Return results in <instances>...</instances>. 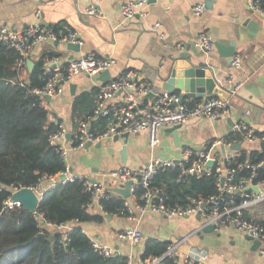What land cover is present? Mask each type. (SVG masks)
<instances>
[{
	"label": "built area",
	"instance_id": "1",
	"mask_svg": "<svg viewBox=\"0 0 264 264\" xmlns=\"http://www.w3.org/2000/svg\"><path fill=\"white\" fill-rule=\"evenodd\" d=\"M250 5L264 14V6L255 0H249ZM148 0H129L122 4L121 14L125 19L136 15H143ZM193 13L200 16L206 10L205 3L193 6ZM89 13H95L94 6L88 7ZM40 16V11L36 12ZM156 24L154 28H158ZM0 42L6 43L18 53L16 68L21 84L28 82L29 65L31 59L35 65L41 64L43 86H33L27 93L39 100V106L51 112V100L63 94L70 83L80 75L96 77L114 64L115 59L102 57L94 52H88L78 57L64 58L62 55H44L34 58L32 53L39 46L46 43H80L77 31L68 25L55 29L52 25L34 23L24 30H13L9 26L0 24ZM197 44L207 49L214 47V40L206 32L200 34ZM234 66H241V57L235 56ZM243 84L232 75L222 86L234 96L237 89ZM98 94L93 114L75 115L74 127L69 130L64 123H60L57 130L49 136V142L65 160V169L58 174L44 177L35 186H10L12 195L4 201V208L15 209L23 207V203L14 199V194L22 188H31L41 200L44 192L56 184L81 181L90 193L87 207L96 211L99 206L104 215H119L125 213L130 220L138 219L137 212L153 211L165 216L185 217L199 214L202 229L212 225L214 230L234 228L260 241V251L264 253V156L258 161H240L236 143L261 144L264 142V133L258 132L250 122L244 119H233L234 123L221 136L210 138L199 149L186 147L182 157L151 156L147 164L140 168L121 165L104 174V179H93L89 176L74 174L70 165V153L82 150L87 142L93 144L106 139L121 136L125 133H146L148 147L153 151L163 140L165 128L184 124L193 116L212 119L220 116L232 117L229 100L209 95L193 101L185 91L171 92L166 89H156L146 83L134 69H126L115 78L103 82L97 81ZM152 94L150 97L149 95ZM52 113V112H51ZM250 114L249 110L245 115ZM106 119L105 125L94 124L98 117ZM97 126V128L95 127ZM72 136L68 138V133ZM237 137L228 136L229 133ZM211 162V163H210ZM168 168H178V180L184 176L209 178L214 184V191L199 192L189 196L187 202H172L165 188L154 183L157 173ZM65 175L64 178L61 176ZM131 181V194L124 197L114 188H124ZM257 188V190L255 189ZM112 196L124 198L123 208L118 211H105L102 199ZM39 205V204H38ZM36 219L40 216L35 213ZM46 224V222H45ZM63 230V240H67V224L58 225ZM82 232L86 234L85 230ZM194 233V232H193ZM122 240L137 243L143 240V232L138 227L123 229L118 233ZM190 235L169 241L166 250L160 256H150L143 264H158L164 257L174 260V264H204L209 258V252L198 246L191 245L187 251L183 245L189 241ZM94 251L103 256L116 254L113 245L92 239ZM129 264H132L129 259Z\"/></svg>",
	"mask_w": 264,
	"mask_h": 264
},
{
	"label": "crops",
	"instance_id": "2",
	"mask_svg": "<svg viewBox=\"0 0 264 264\" xmlns=\"http://www.w3.org/2000/svg\"><path fill=\"white\" fill-rule=\"evenodd\" d=\"M126 1L129 0H0V24L13 30H24L37 22L44 25H68L80 36L79 51L68 49L64 43H46L33 51V57L44 55L46 49L59 50L68 59L88 52L102 57L110 56L115 59L109 69L112 78L126 69H134L146 83L156 89H164V81L174 58H180V67H187L188 60L195 64L207 62L211 67L210 72L207 71L208 75L216 78L221 85L226 83L229 75L242 80L243 84L232 96L233 116H220L216 119L199 116L189 118L179 131L181 146L175 144L168 128L163 130L162 143L156 149L152 151L147 148L151 151L150 154L146 150H139L136 145L137 138H141L148 146L146 133L131 134L135 136L134 139L129 140V137L127 141L123 139L115 142L111 138L114 140L111 142L106 139L101 146L92 145L85 153L82 150L70 153V165L74 174L99 180L104 179L105 173L121 165L140 168L147 164L151 156H161L160 152L166 155L161 157L180 158L186 147L199 149L210 138L224 135L230 126L229 118L247 120L258 132H264L263 13L257 10L252 12L249 0H208L210 5L207 0H148L149 4L143 15L125 19L121 14V6ZM198 3L206 4V10L200 16L194 15L192 9ZM89 6H94L96 12L89 13ZM38 10L39 17L36 15ZM156 24H159L158 28H154ZM203 32L211 35L214 40L212 49L197 44ZM216 41L226 46L234 42L236 54L233 57L220 54ZM235 56L241 57V66L232 64ZM97 81L99 79L96 77L80 75L74 80L77 84L75 95L67 88L63 94L51 100V112L62 118V123L69 130L73 129V117L77 115L72 113L74 97L97 86ZM209 95L214 94L208 92L203 97ZM247 105L259 108L256 120L250 114L245 115ZM167 138L173 144L165 143ZM124 144H127L125 157L122 154ZM242 146L260 148L261 144L243 143ZM167 147H172L170 153L166 152ZM81 156L86 158H80ZM97 209L96 211L104 214L99 206ZM106 216L108 217L102 222L78 223L77 220H72L66 223V230L81 225L90 238L115 248L117 246L118 252L127 255L132 264H143L140 255L147 238L173 241L185 235H190V238L183 245V250L187 251L191 245H195L209 252V258L204 264H264V253H261L260 246L253 248L254 241L247 238L248 235L229 227L204 232L203 228L200 229L202 220L201 216L198 219V214L168 217L153 211L137 212L136 221L125 215ZM45 225L51 230H59L58 225ZM131 227H138L143 232L144 237L140 243L137 242L139 244L118 237L121 230ZM108 228L113 234L115 232V236Z\"/></svg>",
	"mask_w": 264,
	"mask_h": 264
},
{
	"label": "trees",
	"instance_id": "3",
	"mask_svg": "<svg viewBox=\"0 0 264 264\" xmlns=\"http://www.w3.org/2000/svg\"><path fill=\"white\" fill-rule=\"evenodd\" d=\"M255 1L264 6V0ZM52 26L61 27L59 23ZM61 54L59 50H44V55ZM17 59V51L0 42V264H129L127 255L117 253L107 257L96 253L81 225L68 230L67 240H63V232L51 230L42 223L57 226L72 220L102 222L108 217L88 209L90 193L79 180L56 184L44 192L34 211L24 207L4 208V201L12 195L10 186H35L44 177L58 174L66 167L65 160L49 142V136L57 130L62 118L40 107L39 100L27 93L33 86L44 85L41 64L37 62L29 73V81L21 84ZM98 90V86H94L76 95L73 115L93 114ZM105 122L100 116L93 123L104 126ZM228 136L238 135L231 132ZM238 152V160L243 162L258 161L264 156L261 147L242 146ZM178 175V168H168L154 177V183L165 188L172 202L184 203L196 193L214 191L209 178L189 175L178 180ZM100 202L105 211L120 212L124 198L112 196ZM35 213L40 219H36ZM41 232L44 235H39ZM168 243L155 237L147 238L141 259L162 255ZM158 264H174V260L164 257Z\"/></svg>",
	"mask_w": 264,
	"mask_h": 264
},
{
	"label": "water",
	"instance_id": "4",
	"mask_svg": "<svg viewBox=\"0 0 264 264\" xmlns=\"http://www.w3.org/2000/svg\"><path fill=\"white\" fill-rule=\"evenodd\" d=\"M208 5H210L209 1L207 0ZM248 4V3H247ZM249 8L252 12H255L256 10L249 4ZM47 25V24H45ZM215 45L220 50V54L227 56V57H233L236 54L235 49V43L233 42L230 46H226L225 44L216 41ZM68 49L73 51H79L81 49L80 43H69L67 44ZM74 56H71L73 58ZM172 64L168 70V76H166L163 88L166 90H169L171 92L184 90L186 96H190L192 98H203V96L206 93H212L218 97H220L223 100H229L230 104H233V99L231 97L230 92H228L218 81L216 78L208 75V72H210V64H208L205 61H200L198 63H193L192 61L188 60L189 65L187 67H180L179 62L180 58H174L171 60ZM29 70L30 72L34 69L35 63L30 59L28 62ZM111 74L109 70L104 71L98 76V79L106 82L111 79ZM217 84V85H216ZM76 87L77 84L75 82L70 83L69 89L71 91V94L75 95L76 93ZM150 97L152 94L149 95ZM247 109L251 112L250 117L253 120H256L255 115L259 113V108L255 106H246ZM56 115V114H55ZM229 124H233V119H228ZM182 125H176L171 128H168L167 130L170 131L173 134L174 142L177 146H181L180 141V128ZM72 136V132L68 133V138ZM130 134L125 133L121 136H115L113 139L116 141L118 139H125L126 141L129 139ZM92 145L95 146H101L102 141L92 143L87 142L86 146L82 149V152L85 153L89 147ZM261 147L264 149V142L261 143ZM234 149L241 148V143H236L233 146ZM122 154L124 157L127 155V144H124ZM211 163V162H210ZM72 170V169H71ZM62 178L65 177V175L61 176ZM131 181H128L126 183V186L124 188H114L115 191L122 194L124 197H127L131 194L130 192V185ZM257 190V188H255ZM14 199H18L23 203V207L29 210L34 211L36 207L38 206L40 200L37 196V194L33 191L31 188H22L21 190L17 191L14 194ZM200 218V215L198 214V219ZM45 224V221L42 222ZM73 226V225H72ZM204 232H211L214 231V227L212 225H206L203 227ZM39 235H44L43 232H41ZM247 238L254 241L253 248L256 249L260 246V241L254 240L251 236H247ZM116 249L118 247L116 246Z\"/></svg>",
	"mask_w": 264,
	"mask_h": 264
},
{
	"label": "rangeland",
	"instance_id": "5",
	"mask_svg": "<svg viewBox=\"0 0 264 264\" xmlns=\"http://www.w3.org/2000/svg\"><path fill=\"white\" fill-rule=\"evenodd\" d=\"M134 135H130V139L129 140H133L134 139ZM108 140V139H107ZM123 139H118V140H116L115 142H119V141H122ZM109 141H111V142H114V140L113 139H111L110 138V140ZM168 141V142H167ZM105 142H107V141H105ZM105 142H104V144H105ZM165 143H169V144H173V143H171L170 141H169V138H167V139H165V141H164ZM136 145H138L137 146V148L139 149V150H141V151H145L146 150V152L147 153H151V149L149 150V149H147L148 148V146L146 147V145L144 144V141L143 140H141V138H137V143H136ZM104 146V145H103ZM169 147V146H168ZM167 147V148H168ZM166 148V149H167ZM172 147H170V148H168L167 150H166V152L167 153H170L171 152V149ZM89 149H90V147H89ZM88 149V150H89ZM76 152H78V151H76ZM156 154V153H155ZM157 155V154H156ZM160 155L161 156H166L165 155V153L163 154V152H160ZM80 158H83V159H85L86 158V156H81ZM83 163L85 162L84 160H81ZM78 163H81V162H78ZM106 225H107V223H106ZM108 231H110L111 233H112V230L110 229V228H108ZM113 234V233H112ZM114 236H115V232H114V234H113ZM140 243V242H139ZM139 243H137V244H139ZM136 244V245H137ZM145 247V246H144Z\"/></svg>",
	"mask_w": 264,
	"mask_h": 264
},
{
	"label": "bare ground",
	"instance_id": "6",
	"mask_svg": "<svg viewBox=\"0 0 264 264\" xmlns=\"http://www.w3.org/2000/svg\"><path fill=\"white\" fill-rule=\"evenodd\" d=\"M179 91H181V90H179ZM175 92H176V91H175ZM215 96H216V95H215ZM233 123H234V121H233ZM231 125H232V124H231ZM263 152H264V150H263ZM115 249H116V248H115ZM116 251H117L116 254L119 253V252H118V249H116ZM128 258H129V257H128ZM128 262H129V260H128Z\"/></svg>",
	"mask_w": 264,
	"mask_h": 264
}]
</instances>
